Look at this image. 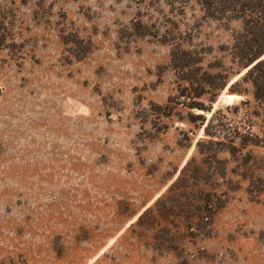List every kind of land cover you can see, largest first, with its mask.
<instances>
[{"label":"rangeland","instance_id":"obj_1","mask_svg":"<svg viewBox=\"0 0 264 264\" xmlns=\"http://www.w3.org/2000/svg\"><path fill=\"white\" fill-rule=\"evenodd\" d=\"M241 28L196 0H0V264H264ZM182 50L223 86L193 97ZM191 113L231 145L199 152Z\"/></svg>","mask_w":264,"mask_h":264},{"label":"trees","instance_id":"obj_2","mask_svg":"<svg viewBox=\"0 0 264 264\" xmlns=\"http://www.w3.org/2000/svg\"><path fill=\"white\" fill-rule=\"evenodd\" d=\"M208 17L215 19H240L242 22L241 30L237 31L233 37L232 49L233 53L244 63L249 66L245 72V78L248 79L253 86L254 97L264 104V0H196ZM181 56L172 55L174 66L182 71L181 79L196 82L190 86L191 93L194 96H200L209 90L206 86L213 88H221L223 85H215V77L217 75L210 73L201 66L197 65L190 51L182 50ZM184 93H181L182 95ZM187 105L197 109L207 111L203 103L198 101H190ZM192 104V105H190ZM206 120V116L202 113H191L190 120L200 119L204 124V133L209 137L201 139L197 142L199 152L202 150L213 149V144L231 145V139L226 137L225 133L220 132L211 124L212 116ZM221 134V135H220ZM253 135V133H252ZM222 137L223 139H220ZM255 140L248 135H241V143ZM254 142V141H253ZM210 153V152H209Z\"/></svg>","mask_w":264,"mask_h":264}]
</instances>
